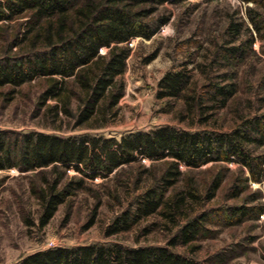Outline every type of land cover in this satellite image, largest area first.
I'll return each instance as SVG.
<instances>
[{"label": "rangeland", "instance_id": "rangeland-1", "mask_svg": "<svg viewBox=\"0 0 264 264\" xmlns=\"http://www.w3.org/2000/svg\"><path fill=\"white\" fill-rule=\"evenodd\" d=\"M157 13L167 14L168 21L150 38L130 39L131 52L122 75L124 94L115 115L103 124L77 126L74 118L62 112L58 118L46 114L45 108L39 107L38 97L45 82L36 77L16 87L0 86V129L119 139L133 131L160 126L226 131L237 127L243 117L264 112V0H167L158 6ZM254 16L261 25L259 32L254 27ZM25 19L26 16H21L0 29V55L7 53L8 41L14 33H23ZM231 22L241 25L235 38L228 30ZM238 44L244 47L242 53L226 52V48ZM106 49L103 47L100 52ZM182 66L191 74L187 93L204 94L211 82H233L236 91L224 106L217 104L211 110L206 108L207 104H214L210 99L189 109L183 97H157L163 74ZM205 115L210 117L204 120ZM251 151L263 153L264 144L253 146ZM135 157L107 176L85 177L84 186L68 196L43 227L38 225L40 204L33 191L42 184L38 169L22 171L15 166L0 169V264L16 263L27 254L52 246L94 242L167 245L199 264H264V175L261 180H244L249 171L235 158L210 161L198 167L180 162L182 175L166 195L190 183L202 198L187 200L181 208L183 216L179 215L175 222L156 213L143 217L130 229L107 235L114 218L164 168L163 159L137 153ZM217 172L224 175L222 183L213 197L206 198ZM74 175L81 176L70 167L63 181ZM237 205L263 209L239 216L231 213V208ZM202 211L208 216L198 238L188 244H169L181 224ZM92 217L93 223L88 225Z\"/></svg>", "mask_w": 264, "mask_h": 264}, {"label": "trees", "instance_id": "trees-1", "mask_svg": "<svg viewBox=\"0 0 264 264\" xmlns=\"http://www.w3.org/2000/svg\"><path fill=\"white\" fill-rule=\"evenodd\" d=\"M167 0H0V29L11 21L26 16L25 30L14 33L5 54L0 55V86H19L36 77L45 84L39 94V107L58 118L62 112L75 119L77 126L103 124L116 113L124 94L122 75L130 55L132 37H152L167 14H158V6ZM177 1V0H174ZM255 1V0H254ZM259 32V20L252 17ZM241 29L231 22L228 30L233 38ZM13 47L16 51L12 52ZM107 48L104 53L101 48ZM242 44L226 48L229 55L242 53ZM12 52V54H10ZM153 58L150 57L148 60ZM191 74L186 66L166 71L160 78L157 97H183L188 108L202 106L205 99L214 104L207 109L224 106L235 93V83L211 82L206 92L187 93ZM207 95V97L205 96ZM53 99V103H48ZM210 115L203 118L207 120ZM264 144V112L243 117L231 130H186L160 126L147 131H133L119 139L101 135L62 136L38 130L0 129V169L17 167L22 171L37 170L42 184L33 189L40 204L38 225L43 227L58 206L73 192L84 186V178L107 176L116 168L141 154L163 159V170L153 182L130 201L118 214L106 234L130 229L143 217L161 214L175 222L183 216L187 200L202 197L187 183L172 195L167 190L182 175L179 167H198L210 161L235 158L246 167L244 177L261 180L264 175V152L252 153V147ZM48 167V168H47ZM73 167L81 176H71ZM241 167V171L244 169ZM224 175L217 172L211 179L206 198L214 196ZM239 191V190H238ZM236 189V193H239ZM263 207L237 205L232 214L246 215ZM208 213L202 211L187 219L169 244H188L198 238ZM93 217L89 224L93 223ZM13 264H199L189 256L173 251L167 245L127 246L118 242H94L73 246H52L23 256Z\"/></svg>", "mask_w": 264, "mask_h": 264}]
</instances>
